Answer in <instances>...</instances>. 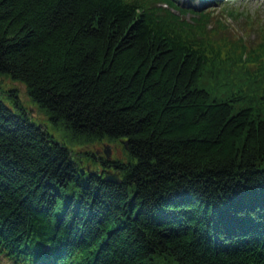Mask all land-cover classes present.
<instances>
[{
	"label": "trees",
	"instance_id": "obj_1",
	"mask_svg": "<svg viewBox=\"0 0 264 264\" xmlns=\"http://www.w3.org/2000/svg\"><path fill=\"white\" fill-rule=\"evenodd\" d=\"M235 2L0 0V75L67 138L0 86V264H264V21Z\"/></svg>",
	"mask_w": 264,
	"mask_h": 264
},
{
	"label": "rangeland",
	"instance_id": "obj_2",
	"mask_svg": "<svg viewBox=\"0 0 264 264\" xmlns=\"http://www.w3.org/2000/svg\"><path fill=\"white\" fill-rule=\"evenodd\" d=\"M180 3L187 5V6H193L198 7L204 4H211L213 3V7L219 8V3L217 1L214 2V0H179ZM224 0H222L223 2ZM220 2V3H222ZM239 8H243L244 10L251 11V13H255L258 15V19H261L264 21V0H237L235 2ZM253 37V36H252ZM204 83V82H203ZM0 86L2 89H12L15 88L17 90V93L23 103L31 112L33 119L36 122H39L40 124H43L47 130L55 137L56 139L66 142L67 140L65 132L62 129L56 128L52 122L50 121L48 115L43 111L40 110L37 103H35L31 96L28 93L27 87L23 82L14 80L13 78L7 76V75H0ZM106 145H109L111 150V157L109 159H123L126 157V149L125 145L122 140L117 141H98L93 142L91 144L87 145H73V148L75 151L80 152L81 154L83 152H87L88 155L92 156V153H94L97 156L105 155V148ZM86 158V157H85ZM84 159V158H83ZM98 159V158H96ZM94 162V161H92ZM83 166L85 169H95L99 173L104 171L102 169V166L93 165L91 161H84ZM95 166H97L95 168ZM111 172H114L113 170Z\"/></svg>",
	"mask_w": 264,
	"mask_h": 264
},
{
	"label": "water",
	"instance_id": "obj_3",
	"mask_svg": "<svg viewBox=\"0 0 264 264\" xmlns=\"http://www.w3.org/2000/svg\"><path fill=\"white\" fill-rule=\"evenodd\" d=\"M122 141H123L124 145L127 147L128 140L124 139ZM105 154H106L107 158L111 157V150H110L109 145H106ZM86 171H89V168L85 169L83 167L82 168V172L85 173ZM104 178H105V180L110 181V182H114V183H120L121 182L120 177H119V175L116 172H113V173L107 172L105 174Z\"/></svg>",
	"mask_w": 264,
	"mask_h": 264
},
{
	"label": "bare ground",
	"instance_id": "obj_4",
	"mask_svg": "<svg viewBox=\"0 0 264 264\" xmlns=\"http://www.w3.org/2000/svg\"><path fill=\"white\" fill-rule=\"evenodd\" d=\"M127 149V148H126ZM106 155V154H105ZM108 172H111V171H108ZM111 173H113V172H111ZM118 174V173H117ZM119 175V174H118Z\"/></svg>",
	"mask_w": 264,
	"mask_h": 264
},
{
	"label": "flooded vegetation",
	"instance_id": "obj_5",
	"mask_svg": "<svg viewBox=\"0 0 264 264\" xmlns=\"http://www.w3.org/2000/svg\"><path fill=\"white\" fill-rule=\"evenodd\" d=\"M113 170V169H112ZM112 170H109V171H112ZM114 171V170H113Z\"/></svg>",
	"mask_w": 264,
	"mask_h": 264
}]
</instances>
